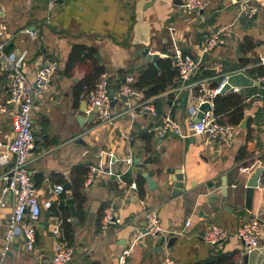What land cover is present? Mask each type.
I'll return each mask as SVG.
<instances>
[{"label":"crops","instance_id":"0c3cea01","mask_svg":"<svg viewBox=\"0 0 264 264\" xmlns=\"http://www.w3.org/2000/svg\"><path fill=\"white\" fill-rule=\"evenodd\" d=\"M184 1L63 0L58 2L49 19L48 0H0V29L6 27L0 34V44H4L0 56V103L6 107V112L0 113V139L11 141L15 137L12 118L15 107L9 97L11 77L1 63L4 56L22 57L25 75L30 81L35 79L42 65L50 62L58 65L49 87L42 96L36 97L33 107L38 143L31 152L30 169L35 184L40 183L37 191L42 210L36 224L37 242L33 250H28L18 232L3 264H53L57 239L52 233L53 213L47 203L61 200L62 194L66 195L63 202L69 204L65 209L71 221V225L62 223L65 238L66 229H73L69 243L74 247V257L70 264H120V255L130 246L133 250L127 257V264H161L167 253L178 264H209L223 255H235L237 264H245L246 253L235 235L222 243L209 245L203 238V231L211 222H217L234 232L254 213L260 214L264 221V174L262 183L256 187L252 209L245 205L246 183L264 156V81L238 91L246 97L244 118L246 115L249 118L246 128L236 125V133L230 140L213 139L194 131L195 122L189 116V106L194 102L187 89L175 91L179 84L152 97H146L147 90L141 89L157 110L158 106L162 109V114L157 116L129 110L117 97L125 78L134 76L136 84L139 71L151 63L142 54L145 47L159 53V58L173 54L176 47H190L192 55L199 56L204 35L223 26H230L232 34L205 55L206 67L221 61L224 72H244L250 77L257 76V80L262 77L254 69L264 67L261 65L264 0H253L258 13L252 19L239 16L240 0H209L203 11L185 9ZM260 15L263 16L261 26L251 24ZM170 28H174L176 42ZM247 38L252 40L254 48L241 47ZM74 44L99 49L100 63L112 78L111 88L115 89L114 98L117 99L113 111L118 116L113 125L98 123L95 116L91 119L87 102L77 103L75 99L77 84L85 70L82 64H77L72 76L65 73ZM120 71L125 78L115 88L113 84L119 83ZM227 93L236 92L224 94ZM141 100L133 97L131 104ZM166 117L181 124L178 137L174 133L163 138L157 134L156 128ZM242 147H246L247 153L239 157ZM151 149L162 161L148 164L144 170L149 171L158 187L149 190L145 181L142 196L137 188L139 176L128 159L133 161L137 156L145 159ZM84 164L122 176L129 174L132 182L124 180L114 189L101 184L103 179L116 180L114 175L98 174L95 181L89 183L87 173L86 202L80 208L72 201L71 173L76 166ZM243 165H253V168L242 171ZM7 167L0 164V200L7 201L0 207V253L5 243L7 220L13 210L12 194L4 192L1 181ZM173 167H180L185 175L183 194L172 195L173 179L167 170ZM59 175L64 176V182L59 181ZM67 182L71 184L70 189L65 188L60 195L53 192L55 184L65 186ZM169 182H172L170 187ZM223 183H226V195L222 191ZM143 201L157 210L167 237H178L173 248L166 246L161 252L155 250L157 236L145 235L137 239L139 230L145 227ZM109 206L114 209L115 221L103 230L102 213ZM188 219L191 224L186 225ZM248 264H264V234L261 249L249 253Z\"/></svg>","mask_w":264,"mask_h":264},{"label":"built area","instance_id":"2783aa9c","mask_svg":"<svg viewBox=\"0 0 264 264\" xmlns=\"http://www.w3.org/2000/svg\"><path fill=\"white\" fill-rule=\"evenodd\" d=\"M59 0H48V9L50 19L52 13L58 5ZM209 0H185L182 6L188 10L203 11L207 9ZM239 16L252 19L258 13V7L253 0H240L238 3ZM6 27L0 29V34L4 33ZM173 40L174 28H170ZM232 30L230 26H223L215 31L206 33L200 42V55L194 56L181 51L176 47L175 52L170 56L172 64L178 70L177 83L175 91L180 92L187 89L193 104L189 106L190 119H194L199 112V107L204 102L211 104V109L203 112V116L199 122H195L194 131L198 134H207L213 139L230 140L236 133V125L221 120V117L214 112V99L218 94H222V89L234 72H224V64L221 61H215L210 69L214 73L206 78L194 80L193 77L201 67L202 56L210 53L216 46L223 43L226 38L231 36ZM4 51V44H0V56ZM5 69L10 72L11 82L9 89L10 102L13 103L15 110L13 111V126L15 137L11 141H3L0 139V164L8 166L1 176L4 184V192H10L13 197L12 214L7 220L5 243L0 253V264H3L5 256L11 249V245L16 241L18 232H21L28 250H33L37 242L36 224L41 218V203L37 191L36 184L30 169L32 156L31 152L35 145L36 134L32 120L33 107L36 97L42 94L49 87L52 76L56 72L58 65L50 62L42 65L33 81H30L25 75V61L22 57L17 58L10 54L4 56L1 62ZM261 65L264 66V57H262ZM212 86L211 82L215 81ZM258 81H264V76L258 78ZM111 80L110 75L102 73L93 86H84L81 94V100L87 102L89 113H95V119L98 123H106L113 125L116 122L118 114L114 113L112 98L110 93ZM240 87H234L229 92H238ZM119 100L123 101L129 107V110L137 112L150 113L157 116L158 110L153 102L143 95L141 89L135 86V77L130 75L121 83L117 92ZM141 98L138 104L132 105V98ZM96 108V110H95ZM6 112V107L0 103V113ZM181 124L170 117L163 119L161 124L156 128L157 134L163 138L171 133H181ZM132 163V159H128ZM253 165H243L240 167L242 171H251ZM96 174L114 175L119 182H123L122 174L108 171L95 165H90L87 175V182L96 179ZM65 191L63 184H55L53 192L60 195ZM7 204L4 199L0 200V207ZM145 227L139 230L137 239L143 238L145 235L157 236L164 233L165 230L161 224V220L157 210L149 206L143 201ZM47 206H51L48 202ZM52 233L56 237V244L52 254L53 264H70L74 257V247L65 238L62 223L63 219L58 214H53ZM70 220V219H69ZM115 221L114 209L109 206L104 213L102 219V229L106 230L111 223ZM191 224L188 219L186 225ZM264 234V221L260 214H251L247 221L241 223L236 231L232 232L228 228L211 222L203 231V238L209 245H216L229 239L235 235L243 245L244 253H252L261 249V237ZM133 247H127L120 255V264H127V257L131 255ZM161 264H178L177 260L167 253Z\"/></svg>","mask_w":264,"mask_h":264},{"label":"trees","instance_id":"16d2710c","mask_svg":"<svg viewBox=\"0 0 264 264\" xmlns=\"http://www.w3.org/2000/svg\"><path fill=\"white\" fill-rule=\"evenodd\" d=\"M249 46V48H254V43L250 38H247L245 43H242L241 47ZM172 55V54H171ZM169 55L166 58H159L158 67H155L152 63H149L146 67H143L139 71V78L135 84L138 88L142 90H147L146 97H152L159 95L165 92L170 86H175L177 83L178 70L172 64V58ZM207 56V55H206ZM100 54L99 49L96 46H88L85 44H74L69 58L67 61V66L65 73L69 76L73 75L74 69L77 64H82L83 69L85 70V75L77 84V92L75 99L77 103L81 100V94L84 91V86H93L99 76L102 73L106 72V67L100 63ZM207 60L206 58L201 63V69L195 76L194 80L202 79L204 77L211 76L214 71L206 67ZM257 71V74L260 76L264 75V67L259 66L254 69ZM120 71V79L117 80L119 83L113 84V87L117 88L120 82L123 81L125 75ZM112 80V78H110ZM212 86L215 85L214 81L211 82ZM245 96L242 93H227V94H218L215 99V114L221 117L222 121L230 122L235 125H239L244 118L245 109L247 103H245ZM186 102H183V105ZM158 113L162 114V109L158 106ZM227 117V120L224 117ZM150 137V136H148ZM247 153L246 147H242L239 157H243ZM90 167L86 164L76 166L72 170V201L77 202L78 206L82 208L86 202V195L84 193V183L87 173L89 172ZM59 181H65L63 175H59ZM124 180L128 183L132 182L129 174L123 176ZM145 178L142 176L138 177V191L141 195H144V183ZM40 183L36 182V187H39ZM66 198V195L62 194L61 200L51 203L50 208L52 209L53 214H58L63 218V222H68V225H71L68 216L66 214V209L69 208V204H64L63 200ZM106 204L103 206V212L106 208ZM66 208V209H65ZM102 213V217H103ZM73 238V229H66V239L71 241ZM234 256L223 255L221 258L210 262L209 264H237L234 260ZM97 264V263H91Z\"/></svg>","mask_w":264,"mask_h":264},{"label":"water","instance_id":"95a60500","mask_svg":"<svg viewBox=\"0 0 264 264\" xmlns=\"http://www.w3.org/2000/svg\"><path fill=\"white\" fill-rule=\"evenodd\" d=\"M60 2H62L63 0H59ZM181 51L188 53V54H192V49L190 47H181L180 48ZM142 54L147 58L148 61H150L151 63H153L156 67H158V59L160 57L159 53H153L151 52V49L149 47H145L142 51ZM205 55L202 56V61L204 60ZM257 76L255 77H250L248 75H246L244 72H237V73H233L229 76L227 83L225 84V86L222 89V94L229 92L231 89H233L234 87H247V86H253V85H258L260 82L256 79ZM216 82V80H215ZM146 92V91H144ZM110 95L112 98V105H114L117 102V99L114 98V93H115V89L114 88H110ZM211 109V104L209 102H204L200 107H199V112L197 113L196 117L193 119L194 122H199V119L203 116V112L207 111ZM96 110V108H95ZM95 116V113L93 112L90 117L91 119H93ZM164 116H167V114L165 113ZM248 116L246 115L245 118L243 119V121L240 123L239 127L240 128H246L247 127V120H248ZM175 137H178L180 135L179 132H175L174 133ZM38 143V140H35V144ZM161 141H159L158 145H160ZM153 148V147H151ZM164 153V152H163ZM262 155V154H261ZM261 165L253 172V174L251 175V177L249 178V180L246 183V187H245V195H246V201H245V205L247 209H252V204H253V197H254V193L256 190V187L259 186L260 183H262V175L264 174V156L261 157ZM162 159L158 158V155L156 153L153 152V149L150 150L149 155L143 159L140 156H137L134 158V160L132 161V164H134V168H135V174L138 176H142L145 178L146 182H147V186L149 190H155L158 187V183L157 181L153 178V176L149 173V171H145L144 168L148 165V164H154V163H159L161 162ZM168 174L171 175V178L173 179V190H172V195H179V194H183L185 192V175L182 173V170L180 167H173V168H169L167 170ZM98 177V175L96 174V178ZM95 181V180H93ZM119 180H102L101 184L102 185H106L108 184L110 187L112 188H117L119 187ZM172 184V182L168 183V186L170 187ZM223 194H227L226 191V183H223ZM65 188L66 189H70L71 188V184L69 182L65 183ZM168 234L166 233H161L157 235L156 238V249L157 251H163L165 249V247H174V243L177 240V236H172V237H167ZM249 262V254L246 253L244 255V263L248 264Z\"/></svg>","mask_w":264,"mask_h":264},{"label":"rangeland","instance_id":"374dc122","mask_svg":"<svg viewBox=\"0 0 264 264\" xmlns=\"http://www.w3.org/2000/svg\"><path fill=\"white\" fill-rule=\"evenodd\" d=\"M262 15H260L258 18H254L253 20H252V23L251 24H253L254 26H258L259 27V25L261 26V24L263 23L262 22ZM261 29L264 31V26H261ZM261 30V31H262ZM264 33V32H263ZM32 120H34V110H33V113H32Z\"/></svg>","mask_w":264,"mask_h":264}]
</instances>
